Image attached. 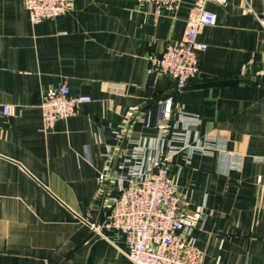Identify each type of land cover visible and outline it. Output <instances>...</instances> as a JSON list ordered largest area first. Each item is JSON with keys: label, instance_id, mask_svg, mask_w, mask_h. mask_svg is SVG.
Segmentation results:
<instances>
[{"label": "crops", "instance_id": "obj_1", "mask_svg": "<svg viewBox=\"0 0 264 264\" xmlns=\"http://www.w3.org/2000/svg\"><path fill=\"white\" fill-rule=\"evenodd\" d=\"M68 1L33 23L24 0H0V264H133L121 232L90 224L124 183L126 151L156 153L158 103L170 96L199 118L190 138H226L212 156L188 158L173 137L161 149L178 148L167 176L182 210L202 213L193 230L202 264H264V30L250 10L264 12V0L206 2L216 24L199 30L207 48L180 90L147 56L181 41L195 0L157 15L139 0ZM62 84L90 100L43 130L40 104Z\"/></svg>", "mask_w": 264, "mask_h": 264}, {"label": "built area", "instance_id": "obj_2", "mask_svg": "<svg viewBox=\"0 0 264 264\" xmlns=\"http://www.w3.org/2000/svg\"><path fill=\"white\" fill-rule=\"evenodd\" d=\"M151 3L155 15L162 9L174 11L180 0H139ZM207 1L225 3L227 0H195L186 22L181 41L168 43L160 55L149 54L150 66L161 74L172 78L178 90L184 88L199 71L200 54L207 45L197 40L199 30L216 24L215 12L206 8ZM29 19L33 23L54 19L69 8L68 0H24ZM255 18L264 30V12H254ZM90 100L88 95L73 96L68 86L62 84L52 89L40 104L42 128L50 130L59 119L71 116L78 104ZM176 110L178 117L173 121ZM8 105L2 106L3 114H8ZM199 118L175 106L173 98L167 97L158 103L155 127L158 130L156 153L145 161V148L136 145L128 149L125 160L128 169L116 175L123 182L118 192L111 198L109 209L103 211L100 224L91 223L94 230L104 227L114 229L124 235L127 250L125 255L133 264H202L204 253L198 248L193 230L203 216L197 210H182L181 198L167 176V168L172 152L178 148L169 146L162 152L163 144H170L171 137L180 140L187 157L193 155L212 156L215 152H226V138L218 132L190 138V128L199 125ZM181 124L182 132H172ZM126 131L127 126H121ZM230 167L239 168L241 156L229 152ZM107 166H105V170Z\"/></svg>", "mask_w": 264, "mask_h": 264}]
</instances>
